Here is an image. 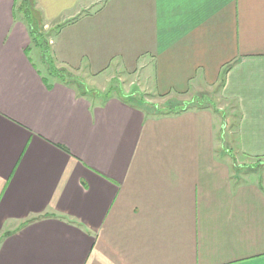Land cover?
I'll return each instance as SVG.
<instances>
[{"label":"crops","instance_id":"obj_1","mask_svg":"<svg viewBox=\"0 0 264 264\" xmlns=\"http://www.w3.org/2000/svg\"><path fill=\"white\" fill-rule=\"evenodd\" d=\"M33 1L77 81L43 73L19 0H0V264H264V162L235 180L219 151L264 157V0ZM113 69L127 95L84 89ZM219 83L227 135L222 108L136 98Z\"/></svg>","mask_w":264,"mask_h":264},{"label":"rangeland","instance_id":"obj_2","mask_svg":"<svg viewBox=\"0 0 264 264\" xmlns=\"http://www.w3.org/2000/svg\"><path fill=\"white\" fill-rule=\"evenodd\" d=\"M21 2V0H19ZM34 1L32 0V3ZM99 6V3L93 2V4H88L83 6V11L82 13H87V12H92L95 11ZM37 10V8L35 6ZM40 11V10H39ZM44 20L40 21V24L44 25ZM55 23H52L48 29H45V33H47V38L49 40L50 37H54L55 33L57 32V29L55 28ZM55 28V29H54ZM53 29V30H52ZM34 47H36L33 44ZM41 49V48H40ZM42 51V50H41ZM35 50H32L31 55L35 57V61L40 64L42 71L45 75H48V71L46 66H44L42 63H39L36 56H35ZM115 70H111L109 74H112ZM116 73V76L113 79H110V81L107 80V84L101 85V84H95V85H89L81 87L82 89L84 88L86 90L90 89L92 92V88H96L97 90L101 91H106L108 88L113 89L112 94H120L121 95H127L125 88L129 89V82L131 80V77L128 78V81H124V83L120 82L119 76L120 74ZM123 73H121L122 75ZM75 77V74H72ZM126 80L127 75H123ZM76 78V77H75ZM195 86H191L190 91L186 93H179V92H173L169 95H153V94H146V93H141L138 92L136 94L137 100L142 103L145 107H147V112H149L152 115H157L159 114L158 111L160 110H155L153 109L154 104H158L157 102H161L160 107H163L166 105V103H169L172 105L173 108L178 107V106H183L187 105V108L191 107H198L200 105L204 106H213L215 109L219 108L222 110L220 111V116H222L223 120V130H226L224 133L227 135L228 130L231 128H234L236 126L238 118H239V111L236 109L235 104L233 101L230 99L225 98L222 93H221V84L219 83L218 85H213V86H201L199 84H194ZM127 89V90H128ZM100 93V92H99ZM97 94L99 97L100 94ZM132 93V91L130 92ZM129 93V94H130ZM105 95V94H104ZM132 95V94H130ZM163 101V102H162ZM165 103V104H162ZM175 106V107H174ZM163 110V109H162ZM161 110V111H162ZM224 136V135H223ZM222 138L221 134H219V140ZM219 151L221 152L222 150L226 152L227 154H231L228 157V160H230L231 166L233 168V175L235 180L239 179L240 181H246L251 178H253L257 173L260 171V165L262 162H264V157L258 158V157H249V156H242L238 155V151L236 150V147L230 144L229 142H220L219 141ZM261 167H263L261 165Z\"/></svg>","mask_w":264,"mask_h":264},{"label":"trees","instance_id":"obj_3","mask_svg":"<svg viewBox=\"0 0 264 264\" xmlns=\"http://www.w3.org/2000/svg\"><path fill=\"white\" fill-rule=\"evenodd\" d=\"M35 6L36 5L34 2L32 3V0H21L16 8L17 14L19 13L21 18L27 23L33 38V43L41 48L49 75L54 76L65 83H75L77 78H74V76L68 72L67 69L57 67L54 59L51 57L49 53V40L47 38V33H45L44 25L40 24V21H43L42 15L41 12L35 8ZM185 109H187V105L163 110L157 109V111L160 110L158 111L159 114H168L181 112Z\"/></svg>","mask_w":264,"mask_h":264}]
</instances>
